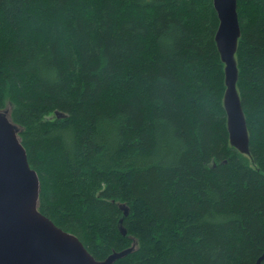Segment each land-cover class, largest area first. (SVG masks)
Returning <instances> with one entry per match:
<instances>
[{
	"label": "trees",
	"instance_id": "1",
	"mask_svg": "<svg viewBox=\"0 0 264 264\" xmlns=\"http://www.w3.org/2000/svg\"><path fill=\"white\" fill-rule=\"evenodd\" d=\"M237 4L249 155L229 141L213 0H0V111L39 211L98 261L264 255V0Z\"/></svg>",
	"mask_w": 264,
	"mask_h": 264
},
{
	"label": "water",
	"instance_id": "2",
	"mask_svg": "<svg viewBox=\"0 0 264 264\" xmlns=\"http://www.w3.org/2000/svg\"><path fill=\"white\" fill-rule=\"evenodd\" d=\"M219 19L215 42L225 65L224 108L230 145L250 154L246 117L237 88L241 28L237 0H213ZM59 118L62 116L59 115ZM8 110L0 111V264H114L133 249L98 261L79 238L39 211L40 179ZM124 216L129 209L121 206ZM121 221L120 231L127 234ZM257 264H264V255Z\"/></svg>",
	"mask_w": 264,
	"mask_h": 264
},
{
	"label": "rangeland",
	"instance_id": "3",
	"mask_svg": "<svg viewBox=\"0 0 264 264\" xmlns=\"http://www.w3.org/2000/svg\"><path fill=\"white\" fill-rule=\"evenodd\" d=\"M11 108H12V106L11 105H8L5 110H8L11 113Z\"/></svg>",
	"mask_w": 264,
	"mask_h": 264
}]
</instances>
